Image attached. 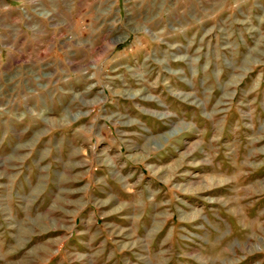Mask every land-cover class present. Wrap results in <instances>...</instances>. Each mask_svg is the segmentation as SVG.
<instances>
[{
	"label": "rangeland",
	"instance_id": "obj_1",
	"mask_svg": "<svg viewBox=\"0 0 264 264\" xmlns=\"http://www.w3.org/2000/svg\"><path fill=\"white\" fill-rule=\"evenodd\" d=\"M0 264H264V0H0Z\"/></svg>",
	"mask_w": 264,
	"mask_h": 264
}]
</instances>
